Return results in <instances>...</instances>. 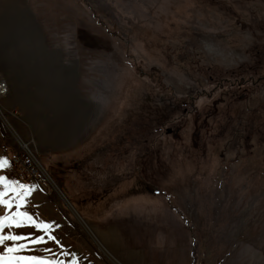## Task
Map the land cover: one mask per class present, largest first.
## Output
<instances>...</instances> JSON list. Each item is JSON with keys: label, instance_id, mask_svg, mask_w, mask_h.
Wrapping results in <instances>:
<instances>
[{"label": "rangeland", "instance_id": "obj_1", "mask_svg": "<svg viewBox=\"0 0 264 264\" xmlns=\"http://www.w3.org/2000/svg\"><path fill=\"white\" fill-rule=\"evenodd\" d=\"M154 70L159 82L140 77ZM0 76V176L30 190L20 210L58 241L22 254L264 264V0H0ZM150 86L166 102L163 126L157 110H129L127 93ZM189 97L198 118L173 139L190 109L167 103ZM21 144L46 185L16 178Z\"/></svg>", "mask_w": 264, "mask_h": 264}, {"label": "snow or ice", "instance_id": "obj_2", "mask_svg": "<svg viewBox=\"0 0 264 264\" xmlns=\"http://www.w3.org/2000/svg\"><path fill=\"white\" fill-rule=\"evenodd\" d=\"M7 165V161L0 162V168ZM18 182H8L6 177L0 176V207H6L8 211L4 215H0V264H57L56 261L48 259L46 256L31 254L24 255L25 252L44 251L51 252L50 248L38 249L36 246L46 244L48 241L57 242L56 237L49 233L52 225L37 222L27 211H21L24 207L23 197L28 195L30 190L25 186L23 194L17 191ZM15 193L12 199H5L9 193ZM17 197L19 199L17 200ZM15 201L16 211H11L13 202ZM33 228L36 231H42L44 235H22L9 232L5 234V229ZM47 236V240L45 239ZM7 242H11L10 244ZM67 255V253H65ZM59 264H63L60 261Z\"/></svg>", "mask_w": 264, "mask_h": 264}, {"label": "trees", "instance_id": "obj_3", "mask_svg": "<svg viewBox=\"0 0 264 264\" xmlns=\"http://www.w3.org/2000/svg\"><path fill=\"white\" fill-rule=\"evenodd\" d=\"M141 72V71H140ZM140 77H147V79L152 82L153 84L156 82H159L158 79H160V76L158 75L157 71H151L148 74H145L143 72L140 73ZM158 78V79H157ZM144 84H146L144 82ZM149 85V84H146ZM162 85V84H161ZM163 86V85H162ZM151 87V86H150ZM165 90V89H164ZM146 93H142V92H138V91H131L130 93H127V99H129L131 102L134 103V100L136 99V102L138 104L136 105H132V107L129 109L132 113H133V109L137 108V112H140L141 115H146V116H152L154 115L152 113L153 110H157L159 117H158V122L160 126H163L164 124H167L168 122H171L170 120H168V117L166 116V113L163 111V106H165L166 102L162 97H157L156 96V92L153 89V87H151L150 89H148V87L145 90ZM161 92H163V88L161 90ZM168 101V100H167ZM170 106L171 105H184L186 107H188L190 110H188L187 115H186V120H188V123H176L172 128H168V132L172 135L173 139H179V138H184L183 136V131L186 129L185 127L190 126L189 124V120L191 121V119H197L198 117L196 116V114L194 115V105H193V98L189 97V98H180V99H176L175 101L171 102V103H167ZM192 112V115H190ZM132 114L127 111L125 118H127L126 120H130ZM133 119L130 120V122H132ZM194 130V129H193ZM195 134V133H194ZM161 138L159 137L158 139H156L153 143H151L150 146V150L153 148L154 144L156 143L157 140H160ZM110 146V143L108 144ZM95 150V149H94ZM150 153V152H149ZM145 155H148V152L146 153H141V154H137L136 155V161H140ZM146 157V156H145ZM80 213V212H79ZM82 215V213H80Z\"/></svg>", "mask_w": 264, "mask_h": 264}, {"label": "built area", "instance_id": "obj_4", "mask_svg": "<svg viewBox=\"0 0 264 264\" xmlns=\"http://www.w3.org/2000/svg\"><path fill=\"white\" fill-rule=\"evenodd\" d=\"M7 92L9 93V87L0 76V100L8 94ZM10 168L21 181H33L38 185H46L50 181L25 144H21L12 154Z\"/></svg>", "mask_w": 264, "mask_h": 264}, {"label": "water", "instance_id": "obj_5", "mask_svg": "<svg viewBox=\"0 0 264 264\" xmlns=\"http://www.w3.org/2000/svg\"><path fill=\"white\" fill-rule=\"evenodd\" d=\"M65 199V198H64ZM66 204L68 205L69 208H71L75 214V216L77 217V219L83 224L85 225L82 217L79 215V213L72 207V205L69 203V201L67 199H65Z\"/></svg>", "mask_w": 264, "mask_h": 264}, {"label": "bare ground", "instance_id": "obj_6", "mask_svg": "<svg viewBox=\"0 0 264 264\" xmlns=\"http://www.w3.org/2000/svg\"><path fill=\"white\" fill-rule=\"evenodd\" d=\"M24 17V16H23ZM28 19V18H27ZM8 93V92H7ZM8 95V94H7ZM7 95H5V97L7 96ZM5 97H3V98H5ZM26 145V144H25Z\"/></svg>", "mask_w": 264, "mask_h": 264}]
</instances>
